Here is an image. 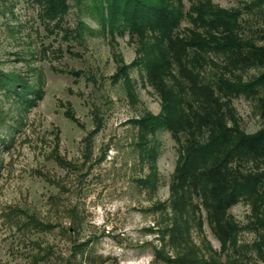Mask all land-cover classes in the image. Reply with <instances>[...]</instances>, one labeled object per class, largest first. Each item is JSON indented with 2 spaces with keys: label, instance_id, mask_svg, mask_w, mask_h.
<instances>
[{
  "label": "rangeland",
  "instance_id": "1",
  "mask_svg": "<svg viewBox=\"0 0 264 264\" xmlns=\"http://www.w3.org/2000/svg\"><path fill=\"white\" fill-rule=\"evenodd\" d=\"M212 1L229 8L249 0ZM91 5L70 1L63 25L74 28L81 21L84 27L79 37L63 38L44 28L35 0H0V70L21 75L39 90L36 103L19 110L0 88L6 121L0 129V264H180L178 256L189 247L182 242L176 250L158 232L170 212L164 214L161 206L169 204L185 136L157 130L149 137L155 161L146 158L136 144L137 122L160 113L161 97L142 67L129 68L128 81L112 80L120 65L134 60L137 43L127 31L111 35ZM183 5L187 11L188 1ZM241 20L248 36L264 28V10L243 12ZM188 26L184 19L179 30ZM257 42L264 45V39ZM208 55L227 68L222 52ZM231 70V81L236 77L241 84L264 74V67ZM215 72L208 66L203 80L212 81ZM257 90L217 92L211 108L224 126L255 133L264 128L258 108L264 82ZM243 165L261 170L264 161L248 158ZM152 172L153 187L139 182ZM192 202L198 207L188 228L190 244L205 256L214 252L220 264H264V249L252 245L258 239L254 229H240L224 245L201 198L193 194ZM227 213L245 226L252 205L238 199ZM28 216L50 229L26 226Z\"/></svg>",
  "mask_w": 264,
  "mask_h": 264
},
{
  "label": "trees",
  "instance_id": "2",
  "mask_svg": "<svg viewBox=\"0 0 264 264\" xmlns=\"http://www.w3.org/2000/svg\"><path fill=\"white\" fill-rule=\"evenodd\" d=\"M70 1L35 0L39 7L38 18L49 33H62L63 38L80 36L83 22L79 21L74 28L63 25ZM91 1V8L103 28L111 35L127 31L130 39L137 43L134 60L129 65H120L112 80L125 77L128 81L127 70L133 66L142 67L162 100L159 114L138 120L136 144L146 158L154 162L156 151L154 145H149L150 135L166 129L177 139L180 133L185 136L184 143L180 144L181 159L172 175L169 204L161 206L164 214L168 215L165 210L170 212L163 226L158 228L163 241L166 242L167 236L176 250L178 243L189 245L183 255L178 256V263L220 264L214 252L209 251L205 256L189 243L188 228L190 221H195L197 206L192 202L193 194L201 198L214 233L224 245L227 239L235 241L240 229L251 228L258 235L252 245L264 249V206H261L264 204V168L254 171L243 165L248 158L264 161V128L245 134L226 127L211 108L212 103H216L212 99L217 92L221 96L241 91L256 95L257 87L264 82V74L249 83L241 84L236 77V82L231 81L232 68L264 67V45L257 42V39H264V28L244 35L241 20L243 12L264 10V0H249L242 2L240 7L229 8L212 0H187V11L183 0ZM184 19L190 26L180 31ZM218 51L228 61L225 69L218 67L208 55ZM208 66L218 71L212 81L203 80V71ZM0 88L18 104L19 110L34 105L39 95L38 89L14 72L0 70ZM258 108L264 120V96L258 97ZM5 123V114L0 109V129ZM139 182L153 187L155 173ZM238 199H245L252 205V215L245 226H239L227 213ZM30 223L46 230L51 227L44 226L33 216L27 217L25 225ZM237 248L235 244L234 249ZM154 254L163 259L160 250H155ZM65 264L71 263L66 261Z\"/></svg>",
  "mask_w": 264,
  "mask_h": 264
}]
</instances>
